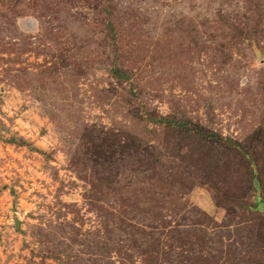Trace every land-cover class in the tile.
Instances as JSON below:
<instances>
[{"label": "rangeland", "instance_id": "obj_1", "mask_svg": "<svg viewBox=\"0 0 264 264\" xmlns=\"http://www.w3.org/2000/svg\"><path fill=\"white\" fill-rule=\"evenodd\" d=\"M0 264H264V0H0Z\"/></svg>", "mask_w": 264, "mask_h": 264}, {"label": "trees", "instance_id": "obj_2", "mask_svg": "<svg viewBox=\"0 0 264 264\" xmlns=\"http://www.w3.org/2000/svg\"><path fill=\"white\" fill-rule=\"evenodd\" d=\"M116 73H117V75H120L118 70H117V72H116Z\"/></svg>", "mask_w": 264, "mask_h": 264}]
</instances>
